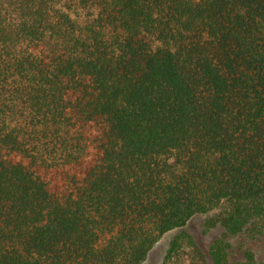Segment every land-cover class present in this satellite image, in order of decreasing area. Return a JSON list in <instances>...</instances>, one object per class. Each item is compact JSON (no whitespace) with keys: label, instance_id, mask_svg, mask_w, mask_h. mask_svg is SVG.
<instances>
[{"label":"trees","instance_id":"1","mask_svg":"<svg viewBox=\"0 0 264 264\" xmlns=\"http://www.w3.org/2000/svg\"><path fill=\"white\" fill-rule=\"evenodd\" d=\"M211 212L230 264L264 219V0H0V264H142Z\"/></svg>","mask_w":264,"mask_h":264},{"label":"rangeland","instance_id":"2","mask_svg":"<svg viewBox=\"0 0 264 264\" xmlns=\"http://www.w3.org/2000/svg\"><path fill=\"white\" fill-rule=\"evenodd\" d=\"M212 214L213 212L198 214L191 218L185 226L166 232L150 250L142 264H161L171 246V242L179 236L185 237L186 245H189V237L194 239L202 252L198 256L200 257L198 259L199 264H214L210 260L209 247L212 241L220 237L225 230L222 226L208 227L206 225L207 218ZM258 227L255 236H251V233L246 231L226 237L230 244V264H264V219L261 220ZM249 254L254 256L255 263L249 262Z\"/></svg>","mask_w":264,"mask_h":264}]
</instances>
